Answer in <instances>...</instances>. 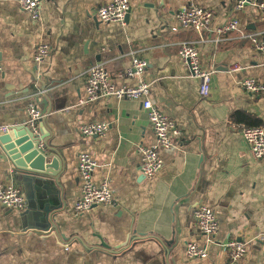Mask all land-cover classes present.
Here are the masks:
<instances>
[{"label":"crops","instance_id":"0c3cea01","mask_svg":"<svg viewBox=\"0 0 264 264\" xmlns=\"http://www.w3.org/2000/svg\"><path fill=\"white\" fill-rule=\"evenodd\" d=\"M105 1L42 0L34 19L17 0H0V128L25 123L33 100L43 113L38 127L62 164L42 194L36 182L13 177L0 145V184L16 186L25 200L21 210L0 202V264H224L223 243L233 238L247 246L232 264H264V157L256 158L240 134L244 126L264 129V94L251 95L240 84L245 77L264 82L262 55L249 40L250 34L264 40V14L251 5L236 10V0H193L212 14L197 32L175 29V13L190 0H129L124 23L97 17ZM231 16L238 29L218 34ZM184 41L211 70L204 98L178 55ZM40 43L50 52L35 63ZM133 55L147 61L143 78L151 99L180 132L171 150L160 151L163 166L151 177L139 173L137 146L155 141L140 101L80 103L93 64L117 85L135 84L122 76ZM87 122L109 126L103 135L86 137L78 126ZM80 152L95 158L93 180L110 183L116 205L72 214ZM199 203L217 216L211 241L193 221ZM187 242L206 245L207 257L188 259Z\"/></svg>","mask_w":264,"mask_h":264},{"label":"built area","instance_id":"2783aa9c","mask_svg":"<svg viewBox=\"0 0 264 264\" xmlns=\"http://www.w3.org/2000/svg\"><path fill=\"white\" fill-rule=\"evenodd\" d=\"M42 0H17L21 10L29 13L36 19L40 15V6ZM246 5H251L264 14V0H236L235 9H242ZM130 9L129 0H106L104 4L96 10L97 17L103 22L124 23L125 16ZM212 14L208 9L196 5L193 0L189 4L175 13L176 30L192 29L200 32L208 26ZM238 19L231 16L229 20L215 31L223 33L238 29ZM249 40L254 49L262 55L264 66V40L258 39L254 34L249 35ZM50 48L46 43H40L35 47L33 60L35 63L42 62L48 57ZM178 55L189 69L190 76L198 79V92L201 97H206L209 93V82L211 70L206 68L200 60V54L195 45L184 41L178 48ZM147 66V61L136 55L131 56L129 64L124 69L122 76L124 78L135 79L137 82L133 85H117L103 66L99 63L91 65L85 76V97L80 103H87L99 97H114L117 99L139 100L141 107L146 111L147 118L152 127L155 141L151 145H138L137 152L140 155L139 173L144 177H151L159 172L163 166L161 150H171L174 147L173 137L180 132L173 119L169 118L152 101L150 82L143 78ZM237 68V66H235ZM2 66L0 63V71ZM242 88L253 94H264V82L257 81L253 77H245L240 81ZM43 117V113L36 103L31 100L26 105L25 123L30 126L34 132H38V122ZM107 122H87L78 126V131L86 137L103 135L108 129ZM3 126L0 131H7ZM240 134L249 150L256 158L264 157V129L261 126H244ZM97 166V161L88 152L78 154V175L80 178L79 196L75 200L71 212L73 215L87 212L96 205H116L113 189L107 180L95 182L93 172ZM0 202L12 210H21L24 207L25 200L18 188L12 185L0 184ZM192 217L195 226L207 238L213 240L218 231L217 216L213 210L204 203H199L192 211ZM247 242L240 239H229L223 243L227 250L229 261L233 262L244 256ZM67 248V247H65ZM185 254L188 259H204L207 257L206 245H200L196 242H187Z\"/></svg>","mask_w":264,"mask_h":264},{"label":"water","instance_id":"95a60500","mask_svg":"<svg viewBox=\"0 0 264 264\" xmlns=\"http://www.w3.org/2000/svg\"><path fill=\"white\" fill-rule=\"evenodd\" d=\"M45 138L41 127H38V132H34L24 122L0 133V145L13 164V177L17 180L22 178L36 182L42 187V194L45 188L44 183L53 181V177L58 176L62 167L61 163L59 165V156L54 148L47 144ZM49 213L50 211L46 209L44 220L46 219L48 227H52Z\"/></svg>","mask_w":264,"mask_h":264}]
</instances>
